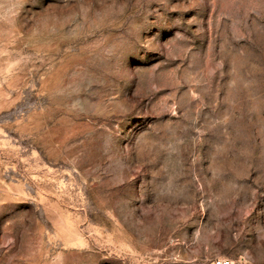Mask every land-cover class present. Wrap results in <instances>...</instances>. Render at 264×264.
Wrapping results in <instances>:
<instances>
[{"label": "rangeland", "instance_id": "obj_1", "mask_svg": "<svg viewBox=\"0 0 264 264\" xmlns=\"http://www.w3.org/2000/svg\"><path fill=\"white\" fill-rule=\"evenodd\" d=\"M0 264H264V0H0Z\"/></svg>", "mask_w": 264, "mask_h": 264}, {"label": "built area", "instance_id": "obj_2", "mask_svg": "<svg viewBox=\"0 0 264 264\" xmlns=\"http://www.w3.org/2000/svg\"><path fill=\"white\" fill-rule=\"evenodd\" d=\"M230 261L229 260H225V259H221L220 261H219V263H229Z\"/></svg>", "mask_w": 264, "mask_h": 264}]
</instances>
